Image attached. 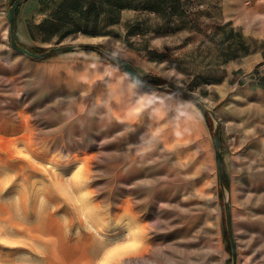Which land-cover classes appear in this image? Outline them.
I'll list each match as a JSON object with an SVG mask.
<instances>
[{"label": "rangeland", "instance_id": "rangeland-1", "mask_svg": "<svg viewBox=\"0 0 264 264\" xmlns=\"http://www.w3.org/2000/svg\"><path fill=\"white\" fill-rule=\"evenodd\" d=\"M40 1L19 11L23 45H102L144 79L158 76L214 109L229 186H220L214 120L201 104L205 113L140 87L96 50L18 52L13 3L0 0V264H103L118 246L108 264H232L226 198L236 264H264V142L250 143L264 135V0H183L186 15L167 32L127 35L121 24L112 35L48 42L29 30L43 17ZM142 18L129 10L123 23Z\"/></svg>", "mask_w": 264, "mask_h": 264}, {"label": "trees", "instance_id": "trees-1", "mask_svg": "<svg viewBox=\"0 0 264 264\" xmlns=\"http://www.w3.org/2000/svg\"><path fill=\"white\" fill-rule=\"evenodd\" d=\"M14 1L11 0L12 3ZM21 6L17 10V20ZM129 10L138 12V16L142 15L143 18L123 23V13ZM39 13L43 14L42 19L30 23L29 30L33 39L46 42L54 38L64 39L79 33L92 37L112 35L116 26L121 24L126 27L127 35L135 31L140 35L150 31L167 32L175 17L183 18L186 15L183 0H41ZM153 16L159 21L154 23ZM225 40L228 41V39ZM28 48L36 53L48 49ZM163 58H165L163 53L152 57L156 61ZM145 81L153 84L164 83V80L158 76H154L149 81L145 79ZM195 103L205 113L203 107ZM207 116L210 118L209 114ZM225 154L223 150V179L225 187L228 188L229 177L224 164Z\"/></svg>", "mask_w": 264, "mask_h": 264}, {"label": "water", "instance_id": "water-1", "mask_svg": "<svg viewBox=\"0 0 264 264\" xmlns=\"http://www.w3.org/2000/svg\"><path fill=\"white\" fill-rule=\"evenodd\" d=\"M27 0H15L13 4L9 7L8 10V20H9V35H10V44L11 47L18 52L25 54L28 57L33 59H45L51 56L74 52L77 50H96L103 54H105L113 63L123 69L134 81L142 88L151 90V89H161V90H169L178 95H181L187 99L193 100L199 104H201L210 114L212 119L214 120V141L216 145L217 151V159H218V169H219V179L220 186L222 190L226 189L223 179V147H222V135H221V122L216 115L214 109H210L206 106V102L198 95L192 93L191 91L177 86L173 83L166 84H153L145 81L143 76L134 69L125 59H123L118 54L110 51L99 44L94 43H78V44H64L53 46L45 50L44 52L36 53L31 49L20 43L17 39V10L18 8ZM224 210H225V220H226V228L230 240L231 252H232V264H236L237 262V250H236V241L234 237L233 224H232V211H231V202L229 198H226L224 201Z\"/></svg>", "mask_w": 264, "mask_h": 264}, {"label": "bare ground", "instance_id": "bare-ground-1", "mask_svg": "<svg viewBox=\"0 0 264 264\" xmlns=\"http://www.w3.org/2000/svg\"><path fill=\"white\" fill-rule=\"evenodd\" d=\"M243 1V0H242ZM252 1V0H251ZM234 2H236V1H234ZM239 3V2H238ZM226 4V3H225ZM249 4V3H248ZM234 5H236V4H234ZM233 5V6H234ZM259 5V4H258ZM227 6V5H226ZM241 8H239L238 10L240 11V12H246V10L249 8L248 6H247V4H243V2L241 3ZM232 7V6H231ZM236 7H239V6H236ZM234 8V7H233ZM254 8H256V7H254ZM228 9V8H227ZM230 9V8H229ZM232 9V8H231ZM236 10V9H235ZM231 11H233V10H231ZM132 95H133V93H132ZM120 97V96H119ZM154 112H155V110H154ZM150 116V115H149ZM154 116V115H153ZM156 117V116H155ZM161 117V116H160ZM188 117V116H187ZM190 118V117H189ZM157 119V118H156ZM190 121V120H189ZM153 122V121H152ZM178 123V122H177ZM188 122H179V129H178V131H177V135H178V138H179V140H185V139H187L188 138V124H187ZM259 123V122H258ZM261 124V123H260ZM263 124V123H262ZM176 128V127H175ZM171 129V128H170ZM174 130V129H173ZM172 130V131H173ZM174 133V132H173ZM191 133V132H190ZM254 133H256V132H254ZM253 134V133H252ZM174 135H176V134H174ZM259 135H263L262 133H260V134H257L256 136H252L251 138H250V143H253L255 140L258 142H264V135L263 136H261L262 138H260L259 139ZM172 136V135H171ZM172 138V137H171ZM175 138V137H174ZM174 138H172L173 139V142H174ZM160 139V138H159ZM158 139V140H159ZM176 139V138H175ZM163 140V139H162ZM179 140H177V141H179ZM160 141V140H159ZM170 142V141H169ZM169 142H167V143H169ZM157 143V142H156ZM183 143V142H182ZM163 144H165V143H163ZM170 144V143H169ZM262 146V145H261ZM149 151H150V149H149ZM264 151V150H263ZM262 152V151H261ZM188 154V153H187ZM262 154V153H261ZM147 155V154H146ZM186 156H188V155H186ZM149 157V156H148ZM180 158V157H179ZM185 158V157H184ZM140 160V159H139ZM181 160V159H180ZM142 161V160H141ZM188 161V160H187ZM181 162H182V160H181ZM194 163V162H193ZM140 164V163H139ZM178 164V163H177ZM183 164V163H182ZM194 165V164H193ZM192 167V166H191ZM142 168V167H141ZM138 169V168H137ZM200 169V168H199ZM186 170V169H185ZM198 170V169H197ZM173 171V170H172ZM200 171V170H199ZM167 172V171H166ZM177 172V171H176ZM194 172V171H193ZM197 172V171H196ZM182 174V173H181ZM193 174V173H192ZM194 174H197V173H194ZM177 175V174H176ZM180 175V174H179ZM191 175V174H190ZM199 175V174H198ZM197 175V176H198ZM184 176V175H183ZM177 177V176H176ZM200 177V176H199ZM169 180V179H168ZM191 181V180H190ZM169 182V181H168ZM185 182V181H184ZM188 182V181H187ZM183 184V183H182ZM174 187V186H173ZM172 187V188H173ZM162 191V190H161ZM193 191V190H192ZM157 193V192H156ZM200 193V192H199ZM188 201V200H187ZM192 208V207H191ZM196 219V218H195ZM181 220V219H180ZM184 221V220H183ZM194 222V221H193ZM183 225V224H182ZM40 228V227H39ZM47 234V233H46ZM56 242V241H55ZM149 249V248H148ZM147 252V251H146ZM150 253V252H149ZM143 254H145V253H143Z\"/></svg>", "mask_w": 264, "mask_h": 264}, {"label": "snow or ice", "instance_id": "snow-or-ice-1", "mask_svg": "<svg viewBox=\"0 0 264 264\" xmlns=\"http://www.w3.org/2000/svg\"><path fill=\"white\" fill-rule=\"evenodd\" d=\"M124 248L131 247L130 245L123 246ZM121 250L120 246H118L116 249H110L109 252L106 254V258L103 261V264H108V258L115 255L117 251Z\"/></svg>", "mask_w": 264, "mask_h": 264}, {"label": "crops", "instance_id": "crops-1", "mask_svg": "<svg viewBox=\"0 0 264 264\" xmlns=\"http://www.w3.org/2000/svg\"><path fill=\"white\" fill-rule=\"evenodd\" d=\"M122 20H123V22L125 21V12L123 13V19ZM17 26H18V24H17ZM95 37H99V36H95Z\"/></svg>", "mask_w": 264, "mask_h": 264}]
</instances>
